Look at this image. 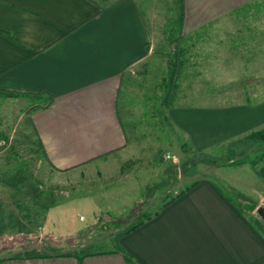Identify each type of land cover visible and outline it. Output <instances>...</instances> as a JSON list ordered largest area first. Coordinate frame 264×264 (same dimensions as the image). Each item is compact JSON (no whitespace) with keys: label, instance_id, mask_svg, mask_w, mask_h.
Here are the masks:
<instances>
[{"label":"crops","instance_id":"0c3cea01","mask_svg":"<svg viewBox=\"0 0 264 264\" xmlns=\"http://www.w3.org/2000/svg\"><path fill=\"white\" fill-rule=\"evenodd\" d=\"M255 1L183 0L179 33L195 35L236 20L240 10L264 9V2ZM257 13L262 29L230 40L250 43L237 52L232 46L231 53L247 75L243 82L254 83L251 89L264 74V13ZM148 15L139 0H0V91L20 94L0 95V243L3 236L36 233L40 226L33 222L40 209L38 184L6 176L12 146L4 133L16 134L25 120L49 170H88L128 149L138 121L130 116L144 114L146 87L158 95L163 90L164 103L170 55L156 50L160 39ZM164 109V120L196 152L264 127V99L210 106L174 101ZM258 171L262 190L256 203L264 208V162ZM155 212L119 237L115 250L79 260L58 247L42 253L37 244L19 243L0 247L13 252L0 253V264H264L259 229L211 180L197 179ZM45 214L44 231L50 211Z\"/></svg>","mask_w":264,"mask_h":264},{"label":"rangeland","instance_id":"374dc122","mask_svg":"<svg viewBox=\"0 0 264 264\" xmlns=\"http://www.w3.org/2000/svg\"><path fill=\"white\" fill-rule=\"evenodd\" d=\"M139 1L157 27L160 41L156 50H168V65L177 47L183 48L178 89L171 104L175 101L210 106L264 99V74L260 75L262 82L258 87L251 89L254 83L249 79L243 82L247 75L239 72V59L231 53L232 46L237 49L243 45L249 47L250 43L230 41L231 37L237 39L262 29L254 14L264 13V9L240 10L234 21L184 36L177 24L180 0ZM222 61L227 63L223 66ZM154 69L155 74H162L160 67ZM143 93L144 114L130 116L138 123L136 132L130 133L128 149L108 156L88 170H49L40 150H36L35 137L25 120L20 122L22 130L15 127L16 134L4 133L12 146L7 150L6 176L15 175L38 184L40 209L33 222L40 226L36 233L3 236L6 241L0 247L34 243L42 253L115 250L120 248L118 238L131 226L154 214L174 194L201 178L215 182L264 237V218L259 215L257 209L261 206L256 203L262 190L258 169L264 162V137L258 139L247 133L196 152L187 138L164 120L166 105L161 103L159 91L146 87ZM133 97L129 104L136 110L137 99L133 101ZM26 104L24 99L23 108ZM1 122L0 118V133H3ZM257 131L264 133V127ZM47 206L50 223L45 226L48 227L45 232ZM52 228L54 231L50 232ZM50 246L58 248L54 250ZM6 252L13 253L7 249L0 253Z\"/></svg>","mask_w":264,"mask_h":264},{"label":"trees","instance_id":"16d2710c","mask_svg":"<svg viewBox=\"0 0 264 264\" xmlns=\"http://www.w3.org/2000/svg\"><path fill=\"white\" fill-rule=\"evenodd\" d=\"M182 1L183 0H180V3H182ZM179 20H181V14H180ZM179 39H180V36L178 37L177 40H179ZM176 50L177 51H174V57L170 61V64H169V71H168L169 76H168V79H167V93H166L165 98H164V104L167 107L169 105H171V102H172L174 96L176 95V92H177V89H178V77H179L180 70H181V67H182V64H183V61H184L183 48L177 47ZM0 95L6 96V97L20 96V94L15 93V92H11V91H0ZM249 136L261 139V138L264 137V133L262 131H257V132L250 133ZM196 181L197 180L193 181L190 185H188L187 187L183 188L178 193L184 192L190 186H192V184H194ZM239 214L243 215L242 212H239ZM148 217H146V218H148ZM141 222H142V220H140L138 223H136L133 226H131L126 232H128L131 229L135 228ZM263 241H264V238H263ZM88 254H91V252L79 253V252H76V251H68V252L64 253V255H74V256L76 255L79 260L82 259L84 256H86Z\"/></svg>","mask_w":264,"mask_h":264},{"label":"water","instance_id":"95a60500","mask_svg":"<svg viewBox=\"0 0 264 264\" xmlns=\"http://www.w3.org/2000/svg\"><path fill=\"white\" fill-rule=\"evenodd\" d=\"M257 211H258L259 215H260L262 218H264V210H263V207H259V208L257 209Z\"/></svg>","mask_w":264,"mask_h":264}]
</instances>
